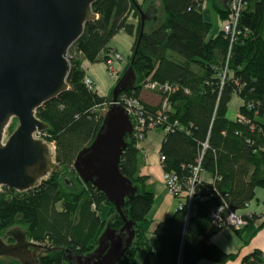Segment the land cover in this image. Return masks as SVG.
<instances>
[{
    "label": "trees",
    "instance_id": "trees-1",
    "mask_svg": "<svg viewBox=\"0 0 264 264\" xmlns=\"http://www.w3.org/2000/svg\"><path fill=\"white\" fill-rule=\"evenodd\" d=\"M160 1L161 17L154 2L96 0L92 5L98 18L86 23L69 52V89L37 110L38 118L49 126L42 137L55 145L58 166L38 188L2 190L0 236L19 225L44 248L39 264H74L67 251L73 257L87 255L98 246L107 224L118 230L124 224L104 193L84 182L74 167L77 153L95 138L112 102V90L101 95L86 86L83 63L105 62L113 52L108 44L119 32L135 36L122 76L132 65L136 81L118 98H138L153 115L166 101V120L157 124L163 129L169 125L159 149L162 171L178 178L182 188L174 196L182 205L152 226L149 213L155 193L149 176L140 173L141 149L134 136L126 137L119 167L136 191L122 209L135 222V235L117 264H139V250L141 264H196L201 259L223 264L234 254L212 237L227 227L226 217L235 212L248 223L256 217L243 211L256 198L257 188H264V0H246L240 33L232 40L223 30L208 37L212 25L201 10L204 0ZM213 7L221 20L227 19V4L213 0ZM141 9L147 14L142 34ZM150 82L167 84L170 90L147 89ZM144 89L158 93L161 102H145L140 98ZM234 95L241 104L236 117L230 118L228 103ZM194 177L196 194L188 207L184 194ZM104 205L113 213L108 221L100 216ZM263 260L264 252L255 249L240 262L264 264ZM0 264L21 263L4 257Z\"/></svg>",
    "mask_w": 264,
    "mask_h": 264
},
{
    "label": "water",
    "instance_id": "water-1",
    "mask_svg": "<svg viewBox=\"0 0 264 264\" xmlns=\"http://www.w3.org/2000/svg\"><path fill=\"white\" fill-rule=\"evenodd\" d=\"M95 2L0 0V193L5 187L17 192L38 188L58 166L55 145L39 136L49 126L38 118L37 110L69 89V52L83 35L86 23L98 18L92 5ZM222 2L228 5L229 0ZM141 16L142 34L147 19L142 9ZM135 81L130 65L112 89V102L95 138L74 161L81 179L104 193L124 224L119 230L107 224L98 246L87 255L73 257L67 251L74 264H117L133 243L135 222L122 208L136 187L119 167L133 125L117 98ZM14 119L17 127L8 134ZM7 234L15 242L7 243L0 236V259L12 257L21 264H39L34 253L41 244L29 241L20 227Z\"/></svg>",
    "mask_w": 264,
    "mask_h": 264
},
{
    "label": "crops",
    "instance_id": "crops-1",
    "mask_svg": "<svg viewBox=\"0 0 264 264\" xmlns=\"http://www.w3.org/2000/svg\"><path fill=\"white\" fill-rule=\"evenodd\" d=\"M137 1L138 3L146 2V0ZM156 2H158V4L161 3L160 0H157ZM134 43V35H129L125 32H119L110 40L108 44V46L113 51H118L125 57V63L122 62L118 66L122 70L125 68L130 58V55H132V48ZM83 64L85 67L84 69H86V74L93 78L96 83L95 89H97L101 95H107L109 91L113 89L115 83L112 82L110 78H108L109 76L105 68L106 64L104 62L90 63L88 61H84ZM140 98H142L145 102L150 105H158L161 102V97L158 93L147 89H144L142 91ZM239 106H237V113ZM165 134L166 132L162 128H153L147 133L143 141L144 143H142L144 144L143 146L145 147L143 148L146 151L141 154L142 164L140 167V173L142 175L149 176L148 182L151 188L153 189V192L155 193V201L153 202L154 205L151 210L154 214V219H152V226H154L155 223H157L158 221L172 214V212H174L178 207V203L176 202L177 198L174 195H171L166 192L165 184L163 181L164 171H162L163 168L161 164L160 150ZM202 176L205 179L209 178V175L206 173H203ZM263 212L264 208L260 211L259 214L255 210L249 211V209H245L243 213L256 214V217H254V219L251 221L254 222V226H252L248 231L246 230V227L251 224V222H249L242 229H239V231L233 229L232 227H225L222 230L218 231V233H216L212 237L213 241L217 245H219L227 252L234 254V257L224 262L223 264H241L240 261L242 260V258L245 255L249 254L250 251L252 252V250L255 249H259L260 251L264 252V219H262ZM200 264L218 263L210 261L201 262Z\"/></svg>",
    "mask_w": 264,
    "mask_h": 264
},
{
    "label": "built area",
    "instance_id": "built-area-1",
    "mask_svg": "<svg viewBox=\"0 0 264 264\" xmlns=\"http://www.w3.org/2000/svg\"><path fill=\"white\" fill-rule=\"evenodd\" d=\"M246 0H229L228 2V16L227 19L224 20L223 25V31L225 34L229 35L230 39H236L237 35L240 33V29L238 28L239 18L242 11V7H244ZM69 58L71 60L72 55L69 53ZM124 58L119 52H111L110 56H108L107 60L105 61L106 67L108 70V74L110 78L114 81L116 84L120 77L122 76V69H120L118 66L121 61H123ZM227 65L224 68V71L222 72V80L225 79L226 73H227ZM84 82L86 86L89 89L96 88V83L93 78H91L89 75H86L84 78ZM147 89L150 90H162L164 92H167L170 90V87L167 84H157V83H147L146 85ZM117 103L123 105L128 114L130 115L132 125H133V136L136 140V146L139 149L142 148V143L146 137V134L152 130L153 128L158 127L157 124L159 122H165L166 115H164V110H166V101L163 102V106L161 110H158L155 115L150 114L148 111H146L144 103L140 101L138 98L127 96V95H121L120 98H117ZM107 111V110H106ZM157 115V117H156ZM169 127L166 126L164 130H167ZM39 136H42V134H39ZM140 150V151H141ZM161 157V156H160ZM162 159V157H161ZM198 167L194 168L195 172L198 171ZM164 180L166 187L168 189V192L171 194H179L181 192V185L179 183L178 178L170 173H164ZM196 177L192 178L190 180V186L189 189L185 192L186 198V204L189 207L191 204L192 197L196 194V191L194 190L195 186V180ZM182 203H179L178 206L181 207ZM221 208L218 209V215L220 216ZM226 224L227 227L232 228H242L248 224L247 220H244L242 215H238L235 212H230L229 215L226 217ZM264 261V260H263Z\"/></svg>",
    "mask_w": 264,
    "mask_h": 264
},
{
    "label": "rangeland",
    "instance_id": "rangeland-1",
    "mask_svg": "<svg viewBox=\"0 0 264 264\" xmlns=\"http://www.w3.org/2000/svg\"><path fill=\"white\" fill-rule=\"evenodd\" d=\"M157 0H146L147 2V5L148 3H153L155 4L156 8H157V12H158V17H161L163 16V7L161 5V3L158 4V2H156ZM144 2V1H143ZM146 2H144L146 4ZM202 13H203V16H204V19L205 20H208V22L211 23L212 27H211V30H209V35L208 37L209 38H212L214 36H216L218 34V32H220L222 29H223V25H224V20H221L220 16L218 15L217 11L214 9L213 7V0H204V3H203V7H202ZM114 52H118V51H114ZM121 54V53H120ZM123 56V54H121ZM124 60L121 61L120 63L126 61L125 57L123 56ZM105 63V62H104ZM106 64V63H105ZM106 71H107V74H108V70L106 68ZM109 76V74H108ZM110 78V76L108 77ZM111 79V78H110ZM112 80V79H111ZM112 82H114L112 80ZM111 91V90H110ZM109 91V92H110ZM241 103L240 101V98L239 96L237 95H234L230 101L229 104V110H228V116L231 117V118H234L236 116V113H237V106H239V104ZM17 124H18V121L17 119H14L10 125V127L8 128V134L12 133L13 130L17 127ZM163 129V128H162ZM164 130V129H163ZM144 143V142H143ZM144 144H142V148L145 147L143 146ZM140 151V150H139ZM146 150L143 148L140 153H144ZM141 153V154H142ZM163 180H164V175H163ZM164 184H165V181H164ZM165 189H166V192H168V189L166 187V184H165ZM169 194H171L170 192H168ZM173 195V194H171ZM263 200H264V188H257L256 190V198L251 202L250 206L246 208V210L249 209V211H256L258 214L260 213V211L263 209ZM178 203V201H176ZM100 216H102L103 218H105V221H108L113 213L109 212V208L107 205H104L100 211ZM149 217L151 219H154V214H153V211H151L149 213ZM254 222H251V224H249L247 227H246V230L248 231L253 225ZM13 227H20L19 225H15ZM3 238H6L7 236L5 234H2L1 235ZM7 239V238H6ZM136 260L139 264L142 263V257H143V251L142 250H139L137 252V256H136ZM211 261V260H210ZM208 261V259H201L200 261H198V263L196 264H200L201 262H210Z\"/></svg>",
    "mask_w": 264,
    "mask_h": 264
},
{
    "label": "flooded vegetation",
    "instance_id": "flooded-vegetation-1",
    "mask_svg": "<svg viewBox=\"0 0 264 264\" xmlns=\"http://www.w3.org/2000/svg\"><path fill=\"white\" fill-rule=\"evenodd\" d=\"M12 228H15V227H12ZM12 228H10V229H12ZM21 228V227H20ZM10 229H8V230H10ZM8 230H6L7 232H8ZM7 232H6V238H4V240L7 242V243H14L15 242V239L12 237V236H10V235H8L7 234ZM27 239L29 240V241H33L32 239H29L28 237H27ZM33 242H36V241H33ZM37 243V242H36ZM44 248H41V249H38V250H36L35 251V253H34V255L36 256V257H38V261L37 262H39V259H40V257H41V255H43V253H44ZM70 260L72 259V256L69 258Z\"/></svg>",
    "mask_w": 264,
    "mask_h": 264
}]
</instances>
